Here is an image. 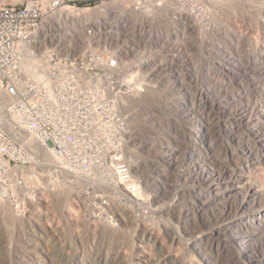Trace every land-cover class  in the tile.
<instances>
[{
    "label": "rangeland",
    "instance_id": "rangeland-1",
    "mask_svg": "<svg viewBox=\"0 0 264 264\" xmlns=\"http://www.w3.org/2000/svg\"><path fill=\"white\" fill-rule=\"evenodd\" d=\"M112 1H117L121 9L130 7L121 0H89L80 7L99 9L107 3V14L99 20L92 17L82 24L76 22V32L81 31L79 25L86 30L92 28L99 35L94 42L105 44L107 49L119 48L116 60L142 68L130 73H138L157 96L153 108L126 105L133 111L132 118L143 116L147 125L146 131H141L139 123L130 120V146L138 147L140 155H147L145 161L138 158V163L130 157L135 160L131 173L140 180L142 200H129L123 188L107 186L104 192H97V202L105 205L94 202L93 206L96 200L90 191L76 189L75 194L74 187H66L46 199L44 192H35L34 203L21 217L0 204V264H23L22 256L31 239L48 253L45 255L39 247L34 252L44 264H75L77 259L83 264H205L191 247L205 230L184 236L176 230L178 220L169 210L180 201L184 203L185 195L187 201L193 198L200 187L193 182L195 178H190L196 174L187 170L192 122L199 118L211 124L217 152L224 156L220 148L223 136L216 120L235 128L238 108L250 111L252 106L264 107V0H183L181 6L170 4L173 9L160 12L167 17L137 15L132 20L127 16L132 21H127L125 10L106 9ZM70 21L66 33L74 34L71 24L75 21ZM83 46L80 40L71 43L67 53L79 56ZM209 102L224 104L231 110L229 115L211 110ZM235 129L245 147L250 144L255 154H264L258 137L264 135L262 130L253 135L245 125ZM148 137L154 144H148ZM168 153L170 157L164 159ZM254 169L261 178L263 173ZM38 187L48 190L49 180L38 179ZM231 211L234 213V209ZM206 240L202 249L213 254L219 264H243L234 251L230 250L233 255L222 252L218 247L221 242ZM161 251L176 261L166 259ZM141 254L143 260L139 259Z\"/></svg>",
    "mask_w": 264,
    "mask_h": 264
},
{
    "label": "built area",
    "instance_id": "built-area-1",
    "mask_svg": "<svg viewBox=\"0 0 264 264\" xmlns=\"http://www.w3.org/2000/svg\"><path fill=\"white\" fill-rule=\"evenodd\" d=\"M88 1L0 0V204L14 211L23 213L35 192H44L45 199L56 193L68 178L84 180L76 189L90 191L93 206L105 205L97 202V192L107 186L142 200L128 159L130 114L119 101L136 92L124 74L142 68L116 60L119 48L94 42L98 32L92 28L85 30L91 42L71 59H59L56 45L47 47L40 39L42 53L22 43L27 28L57 7ZM127 1L150 13L183 0ZM38 179L49 180L48 190H39Z\"/></svg>",
    "mask_w": 264,
    "mask_h": 264
},
{
    "label": "bare ground",
    "instance_id": "bare-ground-1",
    "mask_svg": "<svg viewBox=\"0 0 264 264\" xmlns=\"http://www.w3.org/2000/svg\"><path fill=\"white\" fill-rule=\"evenodd\" d=\"M121 1L127 2L130 7L128 8L126 6L128 8L126 10L121 9V6L117 5V1H112L108 4L106 9L109 10L112 8L115 10L117 9L120 12L126 11L125 17L128 16L132 20L134 18L136 20L137 15L148 17L157 16V18L168 16V14H160V12L162 10L164 11L166 7L156 8L155 12L145 13V11L135 7V5L130 1ZM105 4H103L102 8L99 9H93L90 7H76L73 5H61L57 7L53 13L47 15L42 20L41 24L27 28V31L22 36V43H27V50L31 51L32 53H42L43 51L40 52L39 49H41L43 45L36 42L38 39H40L43 44L47 45V47H55L56 45L57 56L59 59H71L74 57V55L67 53L65 43L70 46L71 43H76V41L80 40L83 45L87 46L91 42L90 40L92 38L88 32L86 33V29L83 25H79L81 29L80 33L76 32V22L78 24H82V22L87 20L89 21V19L92 17L99 20V17L107 14V10H105ZM130 18H128L127 21H129ZM68 19L75 21L71 24L74 34L66 33V30L69 27L67 22ZM131 19L130 21H132ZM167 22L169 23L170 21L167 20ZM79 27L77 28L79 29ZM98 37L99 35L97 33L93 35V38ZM56 41L58 42L56 43ZM85 43H87V45ZM124 77L127 81H132V78L134 79L133 82L135 83L134 88H136V92L132 93L130 96L122 97L119 101L124 105L126 111L129 112L130 120H135L137 124L139 123V129L141 131H146L147 125L144 124V117L138 116L139 118H136L137 116H135L132 118L133 111L129 110L126 105L131 106L134 104H139L141 106L144 105L145 108H153V105L156 104H154V101H156L155 99L157 98L155 97L157 96L154 95L151 86L148 85V83L145 84L144 80L139 77L138 73L126 72ZM223 105L220 102L210 103L211 110L215 111L218 109L219 112H224L227 114L230 113L231 110H227ZM236 111V113L234 112V119L235 123L237 124L236 127L240 128L241 126L245 125L246 127L251 128L253 135L260 134V130H262V133L264 134V107L257 108L252 106L250 111H247V109L245 110V108L242 106ZM248 112L249 115L247 114ZM164 118L167 119V116H164ZM216 121L219 123H216L218 125L215 126L216 128L220 129L219 131L223 136L220 148L223 150L224 156L217 152V146L215 147V140L213 134H211V124L206 120H199V118L192 122V126L188 135L190 143H188L189 146L186 153L189 157L187 170L191 174H196V177H194L195 175H192L193 177H189L195 178L193 179V182H196L200 187H198L199 189L195 192L196 194L193 195V198L190 197V199L187 201L185 200V195L182 198L184 203L183 201H180L181 204H175L176 206L171 208L169 211H172V216L178 220L176 230L178 232L180 230L184 236L192 235L202 229L205 230V233L199 235L198 240H195L191 244L192 249L199 253L201 260L204 261L205 264H219L217 259L212 256L213 254H210L205 249H202V244L204 243L203 241H205V239L218 241L219 243L221 242L222 244L220 246L218 245V247L221 248V251L226 254L228 252L234 251L236 256L242 258L243 264H264V154H255L253 149H251L249 146L250 144L245 147L241 140L243 137L241 138L239 133L234 131L236 130V127L234 128L231 126L230 128H227L228 125L222 126L223 124L221 125L219 120ZM151 127L153 128V123ZM258 137H261V139H259V143H261L262 148H264V135L260 134ZM151 139L152 137L147 138L149 141L148 144L150 145L154 144ZM128 155L130 164L132 161L135 162V160L136 163H138L137 160L140 157H142L145 161L147 157V155H140L138 147L135 146L128 150ZM130 157H134L136 159L133 160ZM164 157L169 158L170 154L168 153L164 155L163 158ZM254 168H258L257 172L260 170V172L263 173V178L261 177L262 179L257 177L258 173H256ZM83 182L84 180L79 178H76V181L68 178L66 181H64V183L61 184L57 191L59 192L61 189L66 187L68 190L70 187H74L75 192L76 183L82 184ZM196 188L197 186L194 189L196 190ZM140 193L141 190L139 191V194ZM205 193H207L209 197H207ZM57 194L59 195V193ZM64 194L68 193L66 192ZM64 194L63 196H65ZM10 209L16 213L18 217L22 216L20 212L14 211L12 208ZM232 209H234V213H232ZM174 238L175 237H172L173 241H175ZM142 239L144 238H141V240ZM36 241V239L29 240L27 245V253H25L26 255L24 254L25 256H22L23 264H44V260L40 259V256L38 257L37 254H34V252L38 250L37 247H39L37 246L38 242L35 243ZM39 249L45 255H48L46 250H44L41 245ZM30 254H33L34 256H30ZM162 255H164L163 257L166 259H169L173 262L176 261L169 254L162 252ZM229 255L230 254H228V257ZM143 257L144 255L141 254L139 259L143 260ZM74 263L83 264L79 259L75 260ZM174 264H176V262Z\"/></svg>",
    "mask_w": 264,
    "mask_h": 264
},
{
    "label": "crops",
    "instance_id": "crops-1",
    "mask_svg": "<svg viewBox=\"0 0 264 264\" xmlns=\"http://www.w3.org/2000/svg\"><path fill=\"white\" fill-rule=\"evenodd\" d=\"M4 1H7V2H9V3H12L13 2V0H4ZM17 1H15V3H16ZM14 3V2H13Z\"/></svg>",
    "mask_w": 264,
    "mask_h": 264
}]
</instances>
